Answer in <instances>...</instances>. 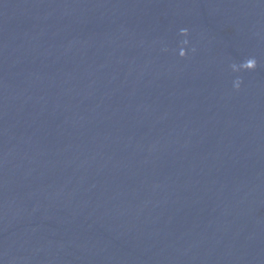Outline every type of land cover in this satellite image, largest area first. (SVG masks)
I'll return each instance as SVG.
<instances>
[{
    "label": "water",
    "instance_id": "1",
    "mask_svg": "<svg viewBox=\"0 0 264 264\" xmlns=\"http://www.w3.org/2000/svg\"><path fill=\"white\" fill-rule=\"evenodd\" d=\"M0 264H264V0H0Z\"/></svg>",
    "mask_w": 264,
    "mask_h": 264
}]
</instances>
